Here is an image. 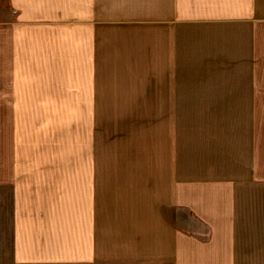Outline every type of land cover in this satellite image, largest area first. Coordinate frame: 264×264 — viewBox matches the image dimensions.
Instances as JSON below:
<instances>
[{
    "label": "crops",
    "instance_id": "crops-1",
    "mask_svg": "<svg viewBox=\"0 0 264 264\" xmlns=\"http://www.w3.org/2000/svg\"><path fill=\"white\" fill-rule=\"evenodd\" d=\"M104 110L156 111L141 165ZM262 116L264 0H0V264H264Z\"/></svg>",
    "mask_w": 264,
    "mask_h": 264
},
{
    "label": "rangeland",
    "instance_id": "rangeland-1",
    "mask_svg": "<svg viewBox=\"0 0 264 264\" xmlns=\"http://www.w3.org/2000/svg\"><path fill=\"white\" fill-rule=\"evenodd\" d=\"M156 115V111L146 110L100 112L102 166L126 168L127 161L132 166L141 165L135 163H139V156L142 154V139L145 133H151L155 128L156 123L153 124L152 121L157 118ZM81 120L78 112L73 109L49 110V154L56 156L55 159L52 158L54 165H79L77 156Z\"/></svg>",
    "mask_w": 264,
    "mask_h": 264
}]
</instances>
